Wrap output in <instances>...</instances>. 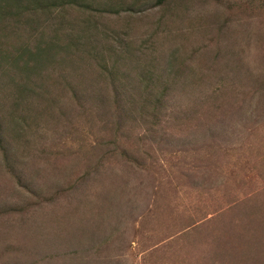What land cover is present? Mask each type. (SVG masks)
<instances>
[{
    "label": "rangeland",
    "instance_id": "1",
    "mask_svg": "<svg viewBox=\"0 0 264 264\" xmlns=\"http://www.w3.org/2000/svg\"><path fill=\"white\" fill-rule=\"evenodd\" d=\"M1 1L0 264H264V0ZM86 42L175 83L158 118Z\"/></svg>",
    "mask_w": 264,
    "mask_h": 264
},
{
    "label": "trees",
    "instance_id": "2",
    "mask_svg": "<svg viewBox=\"0 0 264 264\" xmlns=\"http://www.w3.org/2000/svg\"><path fill=\"white\" fill-rule=\"evenodd\" d=\"M1 1V0H0ZM168 0H162L161 3H165ZM24 2V0H23ZM3 3L2 1L0 2ZM67 3L58 2V0H30V6L26 9H24L23 12H21L19 15H32L35 17L43 18L46 16L48 18L47 23H51L54 19L58 17V14L66 11ZM76 2H73L71 6H75ZM5 7L0 5V19L9 16L7 11L5 12ZM18 16V17H20ZM6 18V17H5ZM50 25V24H49ZM55 25V24H51ZM61 26H58V28ZM57 28V29H58ZM56 29V30H57ZM67 39V43L65 41V44H63V47H65L66 50H70L72 47L78 46L80 47V39L81 37L76 38V41L73 40L71 37V34H68L65 36V38H62L59 36V33L56 34L53 40H55V43L52 45L46 46V48H39L38 55H50L51 52H53V48H57L56 46L61 44L62 41ZM52 40V41H53ZM78 42V44H76ZM84 49L79 51L80 54V61H85L84 57L87 56L90 61H93L96 63L100 69L99 75L100 77L104 78V81L107 83V80L109 78L114 82H118L119 80L116 78L118 75L119 69L117 68V65L121 62L125 65H128L130 67L129 71L125 73V76L127 77V84H130V88L128 91H125V93L130 94V98H128V109L122 110L121 113L128 114V113H138L140 116L147 117L152 116L154 118H158L159 114L165 107V98L168 96V90L169 87L172 86V81H163V76L161 75L162 72H159L156 70V68H153L152 66L148 65V63L145 64V62H142V59L140 56H136L133 52H127V54L120 53L118 50H114L113 48H108L107 50H112L113 53L109 55L110 61H112V69L109 70L107 68V59L101 58L100 54L97 53L96 48H91L87 45V42L85 44L81 45ZM88 46V48H86ZM118 52V53H117ZM116 53V57L114 58ZM128 58V61L126 60V57ZM8 55L1 54L0 53V62L7 60L6 58ZM65 61V60H64ZM91 63V62H90ZM93 64V63H91ZM171 75V74H170ZM106 76H108V79H105ZM165 78V76H164ZM14 86H17V88L20 90L21 94L26 92L27 85L26 84H13ZM110 85V84H109ZM113 85H116L113 83ZM125 84H121L120 87H124ZM104 97L105 93L103 94ZM18 98L15 102H13V108H16L19 103ZM18 126V125H17ZM19 127V126H18Z\"/></svg>",
    "mask_w": 264,
    "mask_h": 264
}]
</instances>
